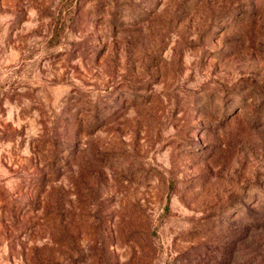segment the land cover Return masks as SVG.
I'll list each match as a JSON object with an SVG mask.
<instances>
[{
	"label": "rangeland",
	"instance_id": "374dc122",
	"mask_svg": "<svg viewBox=\"0 0 264 264\" xmlns=\"http://www.w3.org/2000/svg\"><path fill=\"white\" fill-rule=\"evenodd\" d=\"M0 264H264V0H0Z\"/></svg>",
	"mask_w": 264,
	"mask_h": 264
}]
</instances>
